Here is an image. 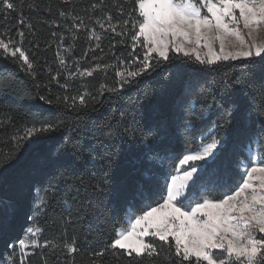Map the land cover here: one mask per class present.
<instances>
[{
	"label": "snow or ice",
	"instance_id": "obj_1",
	"mask_svg": "<svg viewBox=\"0 0 264 264\" xmlns=\"http://www.w3.org/2000/svg\"><path fill=\"white\" fill-rule=\"evenodd\" d=\"M112 3L123 15V4L119 0H112ZM61 4L71 5L72 0H61ZM16 7L12 0H0V15L7 17L16 11ZM29 7L35 5L30 4ZM96 9L104 12L102 19L95 20L100 29L116 36H131V59L118 58L110 65L95 64L83 71L79 68L68 71L65 83L61 85L66 93L70 80H83L98 70L108 68L115 71V83L111 86L101 83L99 95L118 93L125 87L136 85L139 78L181 57L207 71L243 61L246 62L247 76L228 80L219 101L203 84L185 83L175 99L172 117L182 121L183 129L190 135L199 130L200 143L195 149L189 146L182 156L167 153L161 157L151 148L143 153L137 162L151 165L154 161L163 164L166 160L169 166L174 164L175 174H165L161 184L154 178L151 167L144 170L143 180L135 185L122 221L126 227L116 229L114 238L105 247L88 252L93 258L91 264H103L102 258L109 251L117 260L128 258L129 264L132 260L140 264L145 258L157 257L163 251V245L168 246L165 254L167 264H264V122L258 121L254 127L253 108L249 103L250 90L256 86L260 103L264 106V0H133L128 18L116 23H113L111 12L105 10L103 0H94L90 5L91 11ZM58 13L60 18L72 21L70 32L73 29L76 33L84 30L90 32L89 39H101L94 27L89 29L84 23L85 17L76 14L72 8H61ZM18 22L25 23L22 18ZM51 23L57 24L58 21ZM118 28L121 30L117 31ZM17 35L20 41L12 38L9 29L0 33V55L5 59L11 58L21 71L34 76V64L22 46L25 33L18 31ZM99 47L97 43L96 48ZM138 47L143 49L142 58L136 55ZM60 64L64 68L70 67L62 57ZM59 77L60 73H57L51 76V81L59 83ZM153 94L154 89L146 85L137 99H150ZM36 95L40 101L55 105L57 111L35 116L30 125L23 127L22 135L10 138L13 151L0 159V170L11 166L29 143L69 126L66 123L69 113L78 115L70 126V134L55 145L54 152L48 153L45 164L32 170L35 175L32 180L33 199L31 214L27 217L31 224L22 237L8 245L10 252L0 256V264H26L28 256L34 254L29 249L47 248L52 252L66 253L67 257H74L80 251L76 235L71 241L58 237L41 243L39 237L43 229L38 223L39 218L50 204H59L57 185L65 172L76 166L84 151L79 138L93 131L111 138L119 135V128L127 121V112H121L120 120L108 116L89 129L86 124L90 119L88 114L96 112V104L100 103L96 97H91L86 91L57 95L55 99L40 95L39 91ZM225 97L228 98L227 103ZM237 114L242 121L238 133L247 137L238 149H234L237 158L233 167L238 179L232 177L226 165L222 169L214 163L226 145ZM259 115L264 116V108ZM208 121L210 123H206ZM168 126L167 117L152 118L143 127L133 117L127 122L125 131L130 130L133 139L140 132L143 143L149 146L162 136ZM117 156L119 152L107 156L110 166L116 164ZM104 189L105 186L99 183L95 187L97 192ZM70 219V214L65 217L61 213L48 223L55 225L60 221L63 227ZM145 237L159 240L161 247L158 248L154 241L145 240ZM173 249L175 260L172 259ZM45 264H48L47 260ZM71 264H75L74 259Z\"/></svg>",
	"mask_w": 264,
	"mask_h": 264
},
{
	"label": "trees",
	"instance_id": "obj_2",
	"mask_svg": "<svg viewBox=\"0 0 264 264\" xmlns=\"http://www.w3.org/2000/svg\"><path fill=\"white\" fill-rule=\"evenodd\" d=\"M12 2L17 6L16 11L7 17L0 15V33L4 29H9L10 35L16 41H20L18 31L25 33L22 46L30 55L35 75L29 76L21 71L11 58L5 59L0 55V159L13 151L14 146L10 138L22 135L23 127L30 125L35 116L48 115L50 112L54 114L57 111L55 105L40 101L36 95L37 91L51 99H55L57 95H74L78 91H86L91 97H96L100 103L96 104V112L90 111L88 114L90 119L86 124L89 129H93L94 125L100 124L108 116L120 120L121 112L128 114L127 121L123 122L124 126L119 128V135L109 138L99 131H93L79 138L84 151L77 159L76 166L67 170L57 185L56 199L59 204L55 202L50 204L39 218L38 223L43 229L39 237L41 243L58 237L71 241L76 235L80 251L75 253L74 257H67L66 253L52 252L47 248L29 249L34 254L28 256L26 262L45 264L47 260L48 264H71L74 259L75 264H91L93 258L89 257L88 252L105 247L114 238L116 229L126 227L122 221L135 185L143 180L144 170L151 167L154 170V178L161 184L165 174H175L174 164L169 166L166 160L163 164L154 161L151 165L137 162L142 159L143 153L151 148L158 151L161 157L167 153L182 156L189 146L195 149L200 143L199 130L190 135L183 129V122L172 117L175 99L181 94L185 83L191 81L193 84H203L219 101L223 89L228 86V80L247 76L246 62L234 61L221 65L216 71H207L181 57L139 78L138 83L132 87H125L118 93L99 95L101 83L109 86L115 83L114 69H101L92 77L70 80V88L66 93L61 85L65 83L68 71H75L77 68L83 71L94 67L95 64L110 65L118 58L125 61L131 59L130 53L133 52L131 36H116L110 31L104 32L100 29L95 20L102 19L104 12L100 9L90 10L94 0H72L71 5L61 4V0H12ZM103 2L106 5L105 10L110 11L113 16V23L128 18L133 8V0L127 2L119 0L123 4L121 15L113 7L112 0ZM30 4H34L35 7L30 8ZM61 8L64 10L72 8L76 14L85 17L84 23L89 29L94 27L95 32L101 35V39L99 41L95 38L89 39L90 32L84 30L76 33L73 29L70 32L69 26L72 21L59 17L58 10ZM21 18L25 22L23 25L18 22ZM53 20H57L58 23H51ZM97 43L99 48H96ZM142 53L143 49L138 47L136 55L142 58ZM172 55L175 56L174 53ZM61 57L69 68L61 66ZM57 73H60L59 83L51 81V76ZM37 85L40 86L39 89ZM146 85L154 89L153 96L150 99L138 100L137 97L142 95ZM250 91L249 103L252 104V121L255 127L256 122H264V116L259 115L264 106L260 103V94L256 91V86ZM227 100L225 97V103ZM89 102L92 103L91 100ZM77 115L69 113L66 121L69 126L29 143L19 152L18 158L11 166L0 170V256H4L6 251L10 252L8 245L22 237L24 230L31 224L27 217L31 214L30 205L33 199L32 180L35 175L32 170L45 164L48 153L54 152L55 145L70 134V126L75 123ZM133 117L140 122L141 127L152 118L167 117L169 126L162 136L146 146L140 132H137L133 139L131 131H125L127 122ZM241 125L242 121L237 114L228 132L226 145L214 161L222 169L226 165L232 177L237 179L238 173L233 167V162L237 158L234 149H238L247 139L238 133ZM116 152H119V156L115 157L116 164L110 166L111 161L107 156ZM92 157H95V160ZM98 183L105 186L103 192L95 191ZM61 213L65 217L71 215V219L63 227L60 221L55 225L48 223ZM146 240L154 241L158 248L162 245V242L155 238L150 237ZM167 252L168 246L163 245V251L157 257L145 258L140 264H167L165 258ZM172 259L175 260L174 249ZM102 260L103 264H129L128 258L117 260L111 251ZM131 264L138 262L132 260Z\"/></svg>",
	"mask_w": 264,
	"mask_h": 264
},
{
	"label": "rangeland",
	"instance_id": "obj_3",
	"mask_svg": "<svg viewBox=\"0 0 264 264\" xmlns=\"http://www.w3.org/2000/svg\"><path fill=\"white\" fill-rule=\"evenodd\" d=\"M147 238H150V237H145V240H146ZM151 238H153V237H151Z\"/></svg>",
	"mask_w": 264,
	"mask_h": 264
}]
</instances>
